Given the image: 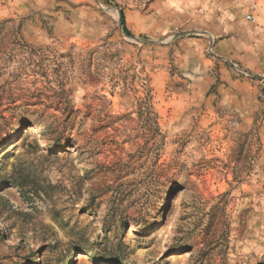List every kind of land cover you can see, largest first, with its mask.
<instances>
[{
    "label": "rangeland",
    "instance_id": "rangeland-1",
    "mask_svg": "<svg viewBox=\"0 0 264 264\" xmlns=\"http://www.w3.org/2000/svg\"><path fill=\"white\" fill-rule=\"evenodd\" d=\"M259 31L264 0H0V264H264Z\"/></svg>",
    "mask_w": 264,
    "mask_h": 264
},
{
    "label": "built area",
    "instance_id": "built-area-1",
    "mask_svg": "<svg viewBox=\"0 0 264 264\" xmlns=\"http://www.w3.org/2000/svg\"><path fill=\"white\" fill-rule=\"evenodd\" d=\"M261 13L259 7L254 4L252 12L246 17L247 21L255 26H260L259 14Z\"/></svg>",
    "mask_w": 264,
    "mask_h": 264
},
{
    "label": "trees",
    "instance_id": "trees-1",
    "mask_svg": "<svg viewBox=\"0 0 264 264\" xmlns=\"http://www.w3.org/2000/svg\"><path fill=\"white\" fill-rule=\"evenodd\" d=\"M121 19H122V24H123V26H124L125 32H126L128 35H130L129 32L127 31V29L125 28V19H124L123 14H121Z\"/></svg>",
    "mask_w": 264,
    "mask_h": 264
},
{
    "label": "crops",
    "instance_id": "crops-1",
    "mask_svg": "<svg viewBox=\"0 0 264 264\" xmlns=\"http://www.w3.org/2000/svg\"><path fill=\"white\" fill-rule=\"evenodd\" d=\"M255 27V26H254ZM256 28V30H259V28L258 27H255ZM257 33H259L260 35H262V36H264V34L262 33V32H257Z\"/></svg>",
    "mask_w": 264,
    "mask_h": 264
},
{
    "label": "water",
    "instance_id": "water-1",
    "mask_svg": "<svg viewBox=\"0 0 264 264\" xmlns=\"http://www.w3.org/2000/svg\"><path fill=\"white\" fill-rule=\"evenodd\" d=\"M121 26H122V24H121Z\"/></svg>",
    "mask_w": 264,
    "mask_h": 264
}]
</instances>
